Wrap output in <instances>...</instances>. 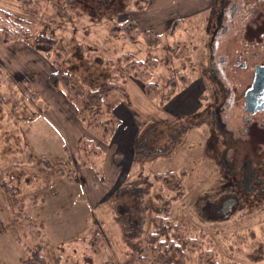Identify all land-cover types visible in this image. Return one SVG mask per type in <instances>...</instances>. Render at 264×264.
Returning <instances> with one entry per match:
<instances>
[{"label": "rangeland", "instance_id": "1", "mask_svg": "<svg viewBox=\"0 0 264 264\" xmlns=\"http://www.w3.org/2000/svg\"><path fill=\"white\" fill-rule=\"evenodd\" d=\"M211 1L0 0V9L16 19L32 22L34 35L47 26L55 39L54 46L60 48V68L71 71L84 88L96 86L101 80L98 74L106 67L118 68L125 52L139 59L147 54L141 35H137L140 40L136 43L123 36H111L113 23L132 20L139 29L152 31L161 39L150 50L157 60L151 77L160 91L157 99H148L139 82L127 78L118 82L123 83L130 104L124 108L122 100L114 103V99L109 104L113 112L119 109L122 114L124 110L134 121L137 133H132L128 155L123 156L116 148V137L111 141L114 133L104 138L84 126L83 135L103 150L96 164L102 176L103 168L105 182L100 181L94 167H84V173L67 161L65 147L73 151L79 138L72 145L69 137L59 138L56 132L46 129V116L36 118L38 108L27 99L30 84L20 75H8L0 65V180L14 185L9 192L0 189V264H128L133 256L128 254L133 250L148 257L147 264H156L159 253L145 251L142 237L149 229V218L162 209L181 223L183 233L201 237L209 244L219 264H252V249L263 237L264 129L258 135L256 130L244 132L252 124L243 119L246 113L239 90L236 98L230 92L221 111L226 133L213 124L217 131L214 136L218 137L212 139L210 118L196 116L213 97L211 80L206 76L209 64L205 31ZM203 2L205 9L174 18L182 9ZM260 3L264 0L235 2V22L216 40L217 62L224 54L221 44L230 42L233 48V36L247 11L252 5L258 9ZM173 19L181 21L174 33L167 35L165 29ZM15 41L28 43L19 37L8 44ZM38 53L45 57L44 52ZM48 55V61H58L55 50ZM217 65L223 82L236 81L225 64ZM178 69L187 72L192 81L168 97L167 79ZM11 87L27 100L13 104L9 100ZM262 123L264 120H259L257 127ZM105 150H115V154L108 155ZM133 152V161L126 169L112 168L113 161L117 165L123 157L127 163ZM45 160L49 162L47 167ZM182 168L183 196L164 201L170 190L161 186L155 175ZM69 169H73L70 179L65 176ZM230 181L234 185L228 184ZM96 195L97 199L103 198L95 205ZM94 235L98 237V251L90 244ZM254 264H264V260Z\"/></svg>", "mask_w": 264, "mask_h": 264}, {"label": "trees", "instance_id": "2", "mask_svg": "<svg viewBox=\"0 0 264 264\" xmlns=\"http://www.w3.org/2000/svg\"><path fill=\"white\" fill-rule=\"evenodd\" d=\"M0 13H2V16H0V44L23 37L33 49L38 52H44L48 60L50 59L48 53L52 49L55 50L58 61L50 60L54 70L48 74L47 81L52 88L61 90L66 99L74 105L78 120L84 124L88 132L92 134L100 132L101 135L99 136L104 138L114 133L119 124V119L114 114L112 105L109 106V104L113 102V99L114 103L127 99L125 87L123 83L120 84L118 82L119 79L127 81V78H134L139 82L144 94L151 101L156 100L160 94L157 83L151 78L153 75L152 70L157 66V60L151 55L150 50L156 47L161 39L159 35L152 31L139 29L134 21L124 19L113 23L109 34L116 37L123 36V38H128L133 43L140 40L137 39V35H141L146 45V56L143 59H139L132 52H125L119 59L120 66L118 68H116L117 65L106 67L105 71L98 74V81L101 80L99 83L97 82L96 86L84 88L81 83L75 80L71 71H65L60 68V48L54 46L55 39L48 33L47 26L41 27L38 33L34 35L32 27H30L32 22L28 19H16L10 12L2 9H0ZM179 21L181 19L170 21L165 29L167 35L174 33L178 28ZM191 81L192 77L187 72L182 69L176 70L167 79L168 87L166 91L168 92L165 95L170 93L168 97L173 96L174 92L185 88ZM9 95V100L13 104H18L20 100L25 98L24 96H18L13 88L10 90ZM16 95L18 96L17 98ZM27 98L35 103L37 108L45 106V104H39V94L33 88H29ZM65 151L67 161L71 165L79 168L94 167L93 170L96 175L100 176V181H106L104 176L100 174V167H97L96 164V158L103 154V150L95 144L93 139L82 135L79 137L73 151L69 152L66 147ZM45 161L47 167L49 162ZM58 170L61 171V169ZM72 170L69 169L68 173L65 174L68 179H70ZM183 174L184 169L182 168L178 172L166 171L155 175L156 180L160 181V185L170 190L165 194L166 197H163L164 201L183 196L185 189L182 181ZM13 187L14 185H9L6 181L0 180V189L9 192L10 189L13 190ZM122 212H125V210L123 209ZM262 229L263 237L252 249V264L258 260H264V225ZM182 230L181 223L171 219L166 209L154 212L149 218V229L142 237L144 250L159 253V260L156 264H219L215 258V252L209 244H205L201 237L189 236L185 232L183 233ZM35 232L39 233L38 230H35ZM37 233H35V237H37ZM92 238L94 239L92 240ZM92 238L90 244L95 251H98V237L94 235ZM128 255H133L128 264L130 262L132 264L148 263V257L142 255L138 250L130 251ZM226 264L240 263L228 262Z\"/></svg>", "mask_w": 264, "mask_h": 264}, {"label": "flooded vegetation", "instance_id": "3", "mask_svg": "<svg viewBox=\"0 0 264 264\" xmlns=\"http://www.w3.org/2000/svg\"><path fill=\"white\" fill-rule=\"evenodd\" d=\"M236 1L212 0L207 10L205 31L208 34L206 46L208 48L209 71L206 76L211 80L213 97L205 105L204 110L198 111L196 116L199 117L202 114L210 118L209 135H211L212 139L218 137L214 136L217 131L212 127L213 124L219 132L226 133L228 131L224 127L222 128L221 111L230 92L236 98L238 90L241 94L243 110L246 113L243 119L252 124L249 128L245 127L244 132L249 133L256 130L255 134L258 135L264 129L262 127L264 123L257 127L258 121L264 120L263 3L256 5L259 10L254 5L249 8L245 20L239 25L238 32L233 36V48L230 42L226 46L221 44L220 49L224 54L219 57V63L214 59L217 38L219 35L223 36V34L227 33L228 28H231L235 22L233 11ZM255 1L259 2V0ZM114 5L115 3L112 6L113 10L116 9ZM225 21L229 24H226ZM217 64H225L228 72L231 71L236 76V81L231 83L223 82L219 77L220 66ZM250 91L251 93H249ZM195 101L197 102V97ZM241 143L237 144L241 145ZM235 148L237 147L235 146ZM224 184L226 186L227 182ZM228 184L234 185L232 181L228 182Z\"/></svg>", "mask_w": 264, "mask_h": 264}, {"label": "crops", "instance_id": "4", "mask_svg": "<svg viewBox=\"0 0 264 264\" xmlns=\"http://www.w3.org/2000/svg\"><path fill=\"white\" fill-rule=\"evenodd\" d=\"M206 7L207 6L206 4H204V2L202 3V5L199 3L194 4L193 7L182 9L180 12L177 13V16H174V18L191 16L194 13H197L198 11L205 9ZM0 65L8 75L9 73H12L13 75H20L21 77H23L26 83H29L30 86L37 91L40 100L42 97L44 98V101L41 103L42 101L41 100L40 104L41 105L45 104V106L38 108L39 114L36 118L40 119L46 116V119H44L46 122V129H50V131L54 133L56 132L59 138L69 137L71 139L72 145L76 143L77 139L80 136H82L84 133V125L80 120H78L74 105H72V103H70L66 99L63 92L59 89H54L49 85L47 81V76L54 69L52 62L48 61L46 57H43L42 55H40V53L35 51V49H33L29 45V43H25L23 41H15L9 44L7 43L0 45ZM128 97L129 95L127 94L126 101L122 100L121 105L123 104L124 106L130 104V101H128ZM27 99L25 98V100ZM33 104L36 106L35 103ZM118 110L119 109L115 110L114 114L119 119L120 124H118L117 126L119 128V131L117 130L116 132H114L111 141L113 140L114 137L117 138L116 148H118V150H121L123 156H125L128 155L127 148L129 147L130 140L133 137L132 133L136 131V129L133 128L134 121L130 119L131 117L128 118V116H126V113L122 108H121V110H123L121 111L122 114H120ZM59 147H63V144L61 142H59ZM120 147L122 148L120 149ZM105 151L108 155L111 154L113 155V153L115 154V150L112 152H107V150ZM134 155L135 154L133 152L132 157L127 161V163L125 162L124 157L122 161L117 165H115V161H113L114 166H112V168L118 171L121 166H124V169H126L127 165L130 164L131 161H133ZM109 159L112 160L110 157ZM109 159L108 161L110 162ZM104 169H105V165H104ZM79 170L81 171L84 170V167L79 168ZM82 172L85 173V171ZM102 172H103V176H105L103 168H102ZM106 172L108 174V170H106ZM115 179L116 178H114V180ZM84 180L87 181L89 179L88 177H85ZM90 183L92 186L95 185L92 180L90 181ZM97 196L98 195L95 196V205L100 203L101 199L103 198L102 196L101 199H97L96 198Z\"/></svg>", "mask_w": 264, "mask_h": 264}, {"label": "water", "instance_id": "5", "mask_svg": "<svg viewBox=\"0 0 264 264\" xmlns=\"http://www.w3.org/2000/svg\"><path fill=\"white\" fill-rule=\"evenodd\" d=\"M249 93H251V91ZM248 96H249V94H248Z\"/></svg>", "mask_w": 264, "mask_h": 264}]
</instances>
